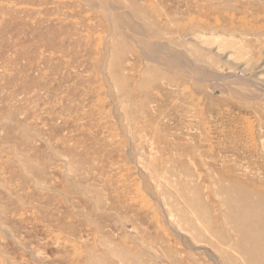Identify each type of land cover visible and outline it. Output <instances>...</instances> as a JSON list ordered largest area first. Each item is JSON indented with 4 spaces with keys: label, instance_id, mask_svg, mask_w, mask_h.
<instances>
[{
    "label": "rangeland",
    "instance_id": "374dc122",
    "mask_svg": "<svg viewBox=\"0 0 264 264\" xmlns=\"http://www.w3.org/2000/svg\"><path fill=\"white\" fill-rule=\"evenodd\" d=\"M0 264H264V0H0Z\"/></svg>",
    "mask_w": 264,
    "mask_h": 264
}]
</instances>
